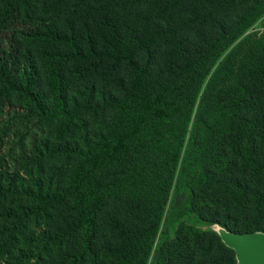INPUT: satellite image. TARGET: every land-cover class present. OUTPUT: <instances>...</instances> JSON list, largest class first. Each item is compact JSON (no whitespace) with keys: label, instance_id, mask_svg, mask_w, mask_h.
Segmentation results:
<instances>
[{"label":"trees","instance_id":"trees-1","mask_svg":"<svg viewBox=\"0 0 264 264\" xmlns=\"http://www.w3.org/2000/svg\"><path fill=\"white\" fill-rule=\"evenodd\" d=\"M215 226L264 232V0H0V264H237Z\"/></svg>","mask_w":264,"mask_h":264},{"label":"water","instance_id":"water-1","mask_svg":"<svg viewBox=\"0 0 264 264\" xmlns=\"http://www.w3.org/2000/svg\"><path fill=\"white\" fill-rule=\"evenodd\" d=\"M219 235L224 244L234 251L237 264H264V232L219 230Z\"/></svg>","mask_w":264,"mask_h":264},{"label":"rangeland","instance_id":"rangeland-1","mask_svg":"<svg viewBox=\"0 0 264 264\" xmlns=\"http://www.w3.org/2000/svg\"><path fill=\"white\" fill-rule=\"evenodd\" d=\"M255 29H260V25L259 24H256V26H255ZM213 229L215 230V231H219L220 229L218 228V227H213Z\"/></svg>","mask_w":264,"mask_h":264}]
</instances>
